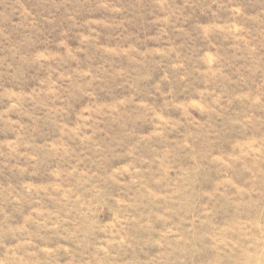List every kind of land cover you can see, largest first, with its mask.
<instances>
[{
  "label": "rangeland",
  "instance_id": "374dc122",
  "mask_svg": "<svg viewBox=\"0 0 264 264\" xmlns=\"http://www.w3.org/2000/svg\"><path fill=\"white\" fill-rule=\"evenodd\" d=\"M0 264H264V0H0Z\"/></svg>",
  "mask_w": 264,
  "mask_h": 264
}]
</instances>
